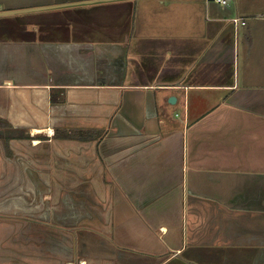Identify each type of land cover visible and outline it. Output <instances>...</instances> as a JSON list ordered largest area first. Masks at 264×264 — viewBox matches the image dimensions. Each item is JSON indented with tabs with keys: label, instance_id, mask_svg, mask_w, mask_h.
Masks as SVG:
<instances>
[{
	"label": "crops",
	"instance_id": "obj_1",
	"mask_svg": "<svg viewBox=\"0 0 264 264\" xmlns=\"http://www.w3.org/2000/svg\"><path fill=\"white\" fill-rule=\"evenodd\" d=\"M90 1L0 0V264H264V0Z\"/></svg>",
	"mask_w": 264,
	"mask_h": 264
},
{
	"label": "water",
	"instance_id": "obj_2",
	"mask_svg": "<svg viewBox=\"0 0 264 264\" xmlns=\"http://www.w3.org/2000/svg\"><path fill=\"white\" fill-rule=\"evenodd\" d=\"M110 1H119V0H95V1H90L88 3H106V2H110ZM83 4V3H82ZM54 7H43V8H33V9H28V10H31V11H44V10H50V9H53ZM27 10H20V11H1L0 12V17H6V16H12V15H16V14H19V13H24L26 12ZM175 100V97H172L170 99V101H174Z\"/></svg>",
	"mask_w": 264,
	"mask_h": 264
},
{
	"label": "rangeland",
	"instance_id": "obj_3",
	"mask_svg": "<svg viewBox=\"0 0 264 264\" xmlns=\"http://www.w3.org/2000/svg\"><path fill=\"white\" fill-rule=\"evenodd\" d=\"M215 1V3H217V0H214ZM234 1V0H233ZM221 6H226V5H222L221 4ZM82 14H83V16L84 17H86V18H88V17H90L91 15H89V14H92V12L89 10H82ZM195 264H199V262H196Z\"/></svg>",
	"mask_w": 264,
	"mask_h": 264
},
{
	"label": "built area",
	"instance_id": "obj_4",
	"mask_svg": "<svg viewBox=\"0 0 264 264\" xmlns=\"http://www.w3.org/2000/svg\"><path fill=\"white\" fill-rule=\"evenodd\" d=\"M217 2L219 4H222V5H227L228 4V0H217ZM4 7L3 5L0 3V12L3 11ZM236 21H239L238 19H236Z\"/></svg>",
	"mask_w": 264,
	"mask_h": 264
}]
</instances>
